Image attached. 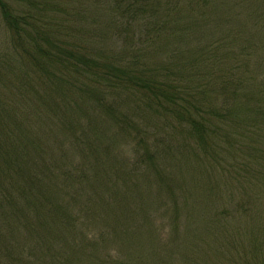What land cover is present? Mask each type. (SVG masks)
<instances>
[{"label": "trees", "instance_id": "obj_1", "mask_svg": "<svg viewBox=\"0 0 264 264\" xmlns=\"http://www.w3.org/2000/svg\"><path fill=\"white\" fill-rule=\"evenodd\" d=\"M222 1L0 0V264H264V0Z\"/></svg>", "mask_w": 264, "mask_h": 264}, {"label": "rangeland", "instance_id": "obj_2", "mask_svg": "<svg viewBox=\"0 0 264 264\" xmlns=\"http://www.w3.org/2000/svg\"><path fill=\"white\" fill-rule=\"evenodd\" d=\"M218 3V2H217ZM224 3V4H223ZM228 4V1L227 0H223L222 1V4L221 6H219V11L217 12V21H216V24H212L214 25L210 30L208 29L207 30V27L204 28V31L206 32V34H209L211 36H220L224 30V28L227 29V31L229 30H233L234 28H239L242 26V24L244 25V27L246 28V30L244 29V31H249V27H248V17L249 15L251 14V12L253 13V10H248L247 13L244 12V19H239V21H236L235 20V16H236V11L234 10V8H231V5H227ZM217 25H219L217 27ZM241 25V26H240ZM198 30H196L195 33H197ZM215 33V34H214ZM246 38L249 39V40H254V31L251 30L250 32H247L246 33ZM204 42V41H202ZM175 43V42H174ZM7 45V42H6V39H5V36L3 34V30H2V27H1V24H0V50L4 49ZM198 45L194 44L192 45V50H198L197 49ZM154 197H156L154 195ZM152 206H153V209L157 212L158 215H163V213H165V209H160L159 207H163L165 206V204H167V200L161 198L160 197H157V199L155 198H152ZM159 222L160 224L162 225V222L161 220L159 219ZM165 224V222H164ZM157 234H154L153 235H156V236H159L161 239L158 241L156 240V237H155V240H156V243H159L160 242V245L162 246V250L160 251H165V248H168L170 249V245L168 244V240H169V237L167 236V231L165 229H162L160 231H156ZM109 250H111V253L109 254V256H111V258H119L120 260H122L120 257V253L118 252L117 248L113 246V244H111L110 246H107ZM189 250L186 249H183V252L182 253H187ZM87 255H90V253H87ZM124 260V258H123ZM132 264H143V263H135V260L132 262ZM177 264H187L186 261H179Z\"/></svg>", "mask_w": 264, "mask_h": 264}]
</instances>
